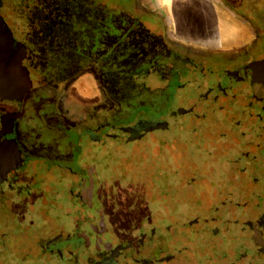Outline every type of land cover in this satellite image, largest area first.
I'll return each instance as SVG.
<instances>
[{"label":"flooded vegetation","instance_id":"af4514ba","mask_svg":"<svg viewBox=\"0 0 264 264\" xmlns=\"http://www.w3.org/2000/svg\"><path fill=\"white\" fill-rule=\"evenodd\" d=\"M218 1L228 18L238 21L239 28L232 31L235 40L231 44L211 49L181 41L178 29L168 30L167 17L147 0H129L128 6L118 4L116 11L104 9L101 6L107 4L100 2L91 20L81 14L78 4V22L72 25L68 37L80 47L69 57L81 64L72 76L68 72L54 73L53 77L46 69L36 68L35 63L42 62V57L40 47L28 40L32 32L21 39L20 31L0 12V44L5 48L9 45L0 66V79L8 80L7 88L0 91V184L10 183L2 192L3 199L20 195L23 189L18 188L19 184L29 188L36 174L70 170L71 145L64 141L72 129H82V136L95 143V157L122 154L125 158L119 164L125 165L128 173L131 162L118 145L137 143L155 130H168L177 117L191 114L200 122L205 119L202 133L217 151L215 156L223 157L228 166L220 187L207 174L200 178L190 169L184 170V183L194 189L195 201L207 210L213 209L216 215L174 219L180 230L168 227L160 235L154 229H140L138 234L115 244L108 258L99 259L100 264H126L120 261L124 251L138 264H264V55L252 56L255 51H264V0ZM1 6L2 0L0 10ZM52 22L39 38L47 40L44 36L48 35V40L56 43L57 22L53 18ZM116 51L121 66L116 63ZM14 54L24 55L23 63L32 80V86L18 92L13 88L22 80H14L13 86L9 82ZM208 67L222 68L228 85L219 81L196 97L186 91L183 98L180 96L185 102L178 100L171 107L169 101H177L176 95L171 100L163 92L161 105H157L158 94L147 87L146 78L154 72L152 69L160 76L175 78L173 82L181 90L192 83L194 72L205 73ZM136 71L143 73L138 75ZM239 83L243 84L242 90L234 88ZM238 93L247 98L239 102L246 115L244 120L229 119L226 108L230 104L220 103L228 96L236 99ZM211 95L215 106H205ZM128 96L134 103L124 108ZM166 103L169 108L164 110ZM147 105L154 115L140 114L126 120L137 107L146 109ZM102 145L107 149L100 155ZM106 164L109 167L110 163ZM190 167L198 169L193 162ZM63 240L58 234L50 237L40 242L31 256L46 261L56 258L64 264L63 259L71 251L61 247ZM155 240L161 247L157 255L140 253ZM145 259L148 263H142Z\"/></svg>","mask_w":264,"mask_h":264},{"label":"rangeland","instance_id":"374dc122","mask_svg":"<svg viewBox=\"0 0 264 264\" xmlns=\"http://www.w3.org/2000/svg\"><path fill=\"white\" fill-rule=\"evenodd\" d=\"M55 1L57 0H2L0 12L6 16V20L8 19L18 28L15 30L20 31L18 35L21 39L32 32L28 40L40 47L39 57H42V62L38 60L35 63L38 70L46 69L52 77L54 73L68 72H71L68 75L72 76L78 72L79 67L77 69L76 67L81 64L75 57H69L72 53H77L80 48L74 44L76 42L71 40V37H68L72 25L78 22L75 18L79 11L78 4L81 5V14H84L87 20H91L100 2L107 4L101 6L104 9L114 8L116 11L118 4L128 6L129 0H58L57 3ZM195 7L182 5L176 7V12L162 9L161 14L167 17L171 24L168 30L176 27L181 33L189 29L187 34L199 36V30L202 28L199 21H202V18L208 20L210 17L203 15V11ZM52 18L55 19V23L57 22L54 29L58 30L55 31L56 43L53 39L48 40L50 38L48 35L44 36L48 38L47 40L39 38L45 35V31L48 30L46 27L53 25ZM231 22L238 23L236 19L233 21L232 17ZM224 33L226 34V31ZM228 33L231 35L232 30L227 31V37ZM182 37L181 34L180 40L184 43H195L190 37L186 40ZM231 38L233 42L235 40L233 34ZM256 55H264V51L262 53L255 51V54H252V56ZM115 58L117 65L121 66L120 54L117 51ZM119 69L121 70L122 67ZM153 70L154 72L145 78L148 89L158 94L157 105H161L160 95H163V92L171 100L176 95L177 101H169L168 106L171 107L176 105L178 100L185 102L182 98L186 91L196 97L211 84L221 81L224 85H228L222 68L208 67L205 73L194 72L190 78L192 83L188 82L181 90L180 87H176L178 84L173 82L175 78L168 79ZM136 72L138 75L143 73ZM134 73L135 71L131 75L133 76ZM236 87L242 90L243 84H236L234 88ZM213 95L210 100L203 103L205 106H215ZM246 99L238 93L236 99L228 96L220 103L230 104L229 109L226 108L229 119L244 120L246 115L243 114V107L240 106L242 103L239 102H246ZM133 101L128 96L127 101H124V108H127L128 103L133 105ZM168 103L164 110L169 108ZM149 106L147 105L146 109L137 107L138 109L132 111L126 120L140 114L154 115V111L148 108ZM203 121L200 122L191 114L181 115L174 120L173 126L168 130H155L137 143L122 142V145H118V149H122L123 154L127 156L126 160L131 162L128 173L125 165L119 164L120 159L125 158L122 154L116 152L95 157L97 151L95 143L89 142L82 136V129H72L64 141L71 145L72 158L69 171L66 169L59 174L51 169L52 172L43 171L41 175L36 174L29 188H22L23 186L19 184L20 187H17L23 189L21 194L15 197L7 195L5 199L2 197V192L4 188L10 186V183L0 184L2 188L0 219L3 221L0 223V264H45V262L60 264L56 258L46 261L47 259L42 260L36 255L31 256L32 252H37L40 242L57 234L64 239L61 247L71 251L68 257L63 259L64 264H100L99 259L108 258L115 244L125 241L128 236L138 234L140 229L148 232L154 229L160 235L159 232L168 227L180 230V224L178 225L174 219L194 216L202 219L212 218V215H216L214 210H207L195 201L194 189L184 183V178L187 177L185 175L187 173L184 172L186 168L200 178L207 174L206 177L213 178L214 185L219 187L223 184L224 173H228L224 158L220 155L215 156L217 151L210 147L209 140L202 133ZM195 124L197 126L193 128ZM108 144L107 146H110ZM101 147L102 151L99 150V154L103 155L107 148L104 149V145L99 148ZM192 162L198 165L197 170L190 167ZM106 163H110L109 167ZM29 189H32V192L29 193ZM136 217L143 219H134ZM158 242V240L151 242L148 249L143 248L140 253L146 256L157 255L161 248ZM123 254L124 256L120 258L122 263L138 264L126 251Z\"/></svg>","mask_w":264,"mask_h":264},{"label":"crops","instance_id":"0c3cea01","mask_svg":"<svg viewBox=\"0 0 264 264\" xmlns=\"http://www.w3.org/2000/svg\"><path fill=\"white\" fill-rule=\"evenodd\" d=\"M150 5H152L155 9H170L177 10L176 7L187 5L191 7H195L198 10L203 11V15H208L210 19L202 18V21H199V24L202 28H200L199 36L189 35L186 31H182L183 39L190 37V40L198 43L202 47L206 48H218L219 46H223L224 44H228L233 40L232 35L227 31L234 30L237 31L239 28V23H232L228 18V14H225L224 8L220 1L218 0H147ZM176 12V11H175ZM229 13V11H227ZM177 14V13H176ZM227 29V30H226ZM222 30V31H221ZM217 31V32H216ZM226 31V34L224 33ZM216 32V33H215ZM223 32V33H222ZM192 38V39H191ZM194 38V40H193ZM224 40H227L224 42ZM198 41V42H197ZM229 41V42H228Z\"/></svg>","mask_w":264,"mask_h":264},{"label":"water","instance_id":"95a60500","mask_svg":"<svg viewBox=\"0 0 264 264\" xmlns=\"http://www.w3.org/2000/svg\"><path fill=\"white\" fill-rule=\"evenodd\" d=\"M6 46H7L6 48L9 47V45L7 44ZM6 48L4 47V45H2V43L0 44V66H2L1 64H3L2 62H4L3 56L8 54V52L7 54H5L4 52ZM23 61H24V55L14 54V58L12 59V65L9 69L11 74L13 75V77L9 80L12 86H13L14 80L15 81H17L18 79L22 80V83L20 84L17 83L16 87L13 88V90L16 92L20 91L22 88H25L27 86H32V80L30 77L29 70L27 66L24 65ZM7 86H8V80L6 81V79L1 78L0 79V91L5 90ZM119 251L120 249L116 252H119ZM142 263H148V260L147 259L142 260Z\"/></svg>","mask_w":264,"mask_h":264},{"label":"trees","instance_id":"16d2710c","mask_svg":"<svg viewBox=\"0 0 264 264\" xmlns=\"http://www.w3.org/2000/svg\"><path fill=\"white\" fill-rule=\"evenodd\" d=\"M168 216L170 217L171 215H168ZM134 219H143V218H142V217H139V218L136 217V218H134ZM144 219H145V218H144Z\"/></svg>","mask_w":264,"mask_h":264}]
</instances>
